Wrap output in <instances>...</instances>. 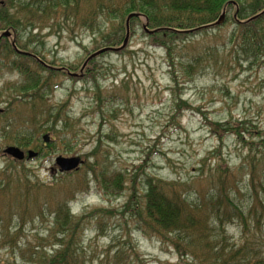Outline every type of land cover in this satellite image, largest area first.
<instances>
[{"label": "rangeland", "instance_id": "rangeland-1", "mask_svg": "<svg viewBox=\"0 0 264 264\" xmlns=\"http://www.w3.org/2000/svg\"><path fill=\"white\" fill-rule=\"evenodd\" d=\"M60 27L55 25L49 30L42 26V30L32 31L29 38L5 28L0 31V36L10 34L6 38L12 44L16 40L29 42L20 51L39 62L25 59L15 63L23 71L38 74L46 81L45 87L42 83L47 92L43 108L51 114L45 119L46 125L48 120L51 125L41 126L32 120L40 114L37 106L35 109L30 103L7 106V99L19 96V88L27 81L18 69L0 66V127L27 124L38 139L28 148L18 147L7 138L0 139V178L8 182L11 191L8 195L0 194L2 218L7 203L14 201L13 206L23 209L27 200L35 211L49 200L50 208L56 199L69 197L88 182L89 190L79 193L69 203L74 218L86 217L81 239L86 264H103L106 252L114 255L117 247L125 256L124 264H189L169 244H162L138 227L140 220L136 216L143 211L144 196L141 178L149 175L170 184L193 182L201 175L206 177L223 161L236 174L240 189L236 199L247 205L251 196L247 176L237 172V168L249 152L248 142L253 143L252 161L260 165L261 152L254 146L260 138L250 139L245 135L246 145L230 134L219 138L211 132L209 123L245 122L264 132V62H236L233 56L227 57L216 37L229 32L230 26L225 24L219 34L191 37L178 43L191 47L210 45L204 49L205 53L216 50L212 53L217 54L204 58L199 66L201 71L190 76L177 63L180 55L176 49L173 70L177 77L173 81V70H169L164 50L154 47L136 25L123 51L103 53L91 65L83 67L86 59L103 47L101 37L78 25L69 27L62 23ZM1 62L6 61L1 59ZM39 108L42 110L41 105ZM54 118L59 120L56 138L47 131ZM64 120L68 129L61 131ZM45 135L50 142L44 145ZM48 144L54 147L50 149ZM7 147L31 150L38 157L16 161L3 155ZM57 157H77L82 164L67 177L65 174L69 173L58 171ZM90 162L97 163L98 172L103 169L108 171V176L118 173L123 176L124 184L117 196L104 195L94 182L95 176L84 172L85 164ZM258 168L264 170V165ZM21 170L24 172L19 173ZM135 175L138 178L132 181ZM25 179L45 190L28 191ZM46 225L31 221L13 241L17 229H11L7 243H0V264H33L35 252L48 256L52 248L39 240L47 236ZM226 227L227 238L240 243L242 235L237 224ZM1 233L2 228L0 242ZM262 234L264 238V229ZM10 242L17 245L11 248ZM262 245L264 255V241Z\"/></svg>", "mask_w": 264, "mask_h": 264}, {"label": "trees", "instance_id": "trees-1", "mask_svg": "<svg viewBox=\"0 0 264 264\" xmlns=\"http://www.w3.org/2000/svg\"><path fill=\"white\" fill-rule=\"evenodd\" d=\"M222 12L225 13L224 22L217 26L215 22ZM131 14L138 16L129 22L130 35L133 34L135 26L139 25L150 43L164 50L170 71L176 68L173 52L177 49L176 52L180 55L177 63L181 65V69L190 76L199 73V66L204 58L217 54L212 53L216 50L205 53L204 49L210 45L191 47L178 46V43L191 37L207 36L214 32L219 34L225 24H229V32L216 37L227 57L233 56L236 62H264V0H3V4H0V31L5 28L16 32V35H27L29 38L32 31L42 30V26L50 30L55 25L60 27L62 23L69 27L78 25L92 35L101 37L103 47L96 49L99 51L122 44L121 38L126 32L125 21ZM59 20L63 22L58 23ZM113 32L114 35L111 36ZM15 43L13 45L6 37L0 36V58L6 61L1 62L0 59V66L18 69L27 82L19 88V96L7 99V106L11 108L20 103H30L33 109L37 106L40 114L32 120H37L41 126L46 125V117H51L50 112L47 113L43 108L47 95L44 89L46 81L38 74L23 71L21 66L15 63L25 59L39 61L20 51L25 50L29 42L24 44L16 40ZM94 60L95 58L90 60L87 65L92 64ZM172 73L173 81H176V71L173 70ZM57 121L58 118H54L52 126L48 128L50 130H47L53 132L55 138L58 132L56 128H59ZM49 125L51 124L48 120L46 126ZM209 126L211 132L219 138L230 134L244 145L245 135L250 139L260 138L254 146H258V151L261 152L259 166L264 165V132L245 122L237 121L209 123ZM60 129H68L66 120ZM0 135V139L7 138V141L21 148H28L38 140L27 124L2 126ZM247 145L250 146L249 152L237 168V172H243L247 176V190L251 193L247 205H241L236 199L240 191L236 174L227 169L223 161L219 162L215 170L209 171L206 177L201 175L188 183L170 184L144 175L141 178L144 186L143 211L136 216L140 220L138 227L158 238L162 244H169L175 253L189 264H264V170L259 169L252 161L253 143L248 142ZM48 147L52 149L54 145L48 144ZM96 165V162L86 163L84 172L95 176L94 182L104 195L117 196L124 184L123 176L119 173L108 176V171L103 169L98 172ZM23 172L21 170L19 173ZM137 178L138 175H135L132 181ZM25 180L28 191L40 188L45 190V187L39 188L29 179ZM202 184L204 185L200 186ZM52 185L54 184H49L50 187ZM88 190V182H85L82 188L69 197L56 199L52 207H48V200L35 211L27 200L23 209L13 206L16 205L14 201L7 203L8 209L3 218L0 208V243H7L9 235L12 236L11 229H17L13 241L31 221L41 224L45 222L47 229L44 232L47 236L45 240H39L47 242L52 250L48 256L35 252L33 264H86L81 252L86 217L74 218L70 213L69 203L79 193ZM10 192L8 182L0 178V194L8 195ZM27 207L29 209H26ZM48 219L51 220L50 223L47 222ZM94 220L97 221L96 218ZM231 223H236L240 229V243L227 238L226 226ZM253 231L256 233L252 236ZM26 244L30 247L29 242ZM9 245L12 248L17 243L10 242ZM110 252H106L103 264H124L122 260L125 256L121 249L117 247L113 251L114 255H110Z\"/></svg>", "mask_w": 264, "mask_h": 264}, {"label": "water", "instance_id": "water-1", "mask_svg": "<svg viewBox=\"0 0 264 264\" xmlns=\"http://www.w3.org/2000/svg\"><path fill=\"white\" fill-rule=\"evenodd\" d=\"M136 16H138V15L131 14L127 17V19L125 21L126 34H125V37L123 39L122 45L120 47H118V48H113V47L103 48V49L93 53L92 55H90L86 59L83 67H85L87 65V62H89L90 60L100 56L103 53H106L109 51L118 53V52L122 51L123 49H125L127 42H128V39H129V33H130L129 32V22L133 17H136ZM224 18H225V13L222 12V14L219 16L218 20L215 22V25H217V26L221 25L224 22ZM3 36L9 37L10 34L8 32H6L3 34ZM83 67H82V69H83ZM69 75L72 77H76V75H74V74L69 73ZM42 141L44 144L49 143L50 142L49 136L48 135L43 136ZM3 155H6V156H8V157H10L16 161H23L25 158L27 160L35 158L37 156V153H35L31 150H27L26 152H24L17 147H7L3 150ZM81 164H82L81 160L77 157H72V158L57 157L55 159V165L58 168V171L60 173H71L73 171H76V170H78V168Z\"/></svg>", "mask_w": 264, "mask_h": 264}, {"label": "flooded vegetation", "instance_id": "flooded-vegetation-1", "mask_svg": "<svg viewBox=\"0 0 264 264\" xmlns=\"http://www.w3.org/2000/svg\"><path fill=\"white\" fill-rule=\"evenodd\" d=\"M67 75H69L68 73H67ZM70 76V75H69ZM70 77H72V76H70Z\"/></svg>", "mask_w": 264, "mask_h": 264}]
</instances>
